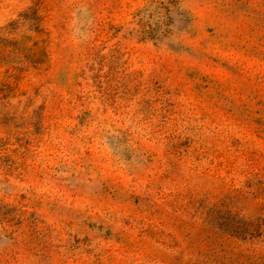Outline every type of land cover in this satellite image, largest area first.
<instances>
[{
  "label": "rangeland",
  "instance_id": "1",
  "mask_svg": "<svg viewBox=\"0 0 264 264\" xmlns=\"http://www.w3.org/2000/svg\"><path fill=\"white\" fill-rule=\"evenodd\" d=\"M0 264H264V0H0Z\"/></svg>",
  "mask_w": 264,
  "mask_h": 264
}]
</instances>
